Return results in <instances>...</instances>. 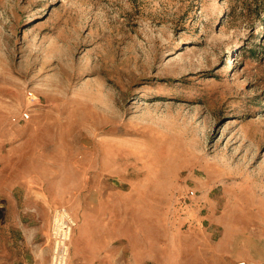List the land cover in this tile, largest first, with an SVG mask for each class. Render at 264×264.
Returning <instances> with one entry per match:
<instances>
[{"label":"rangeland","instance_id":"1","mask_svg":"<svg viewBox=\"0 0 264 264\" xmlns=\"http://www.w3.org/2000/svg\"><path fill=\"white\" fill-rule=\"evenodd\" d=\"M9 152L109 194L105 264H264V0H0Z\"/></svg>","mask_w":264,"mask_h":264},{"label":"crops","instance_id":"2","mask_svg":"<svg viewBox=\"0 0 264 264\" xmlns=\"http://www.w3.org/2000/svg\"><path fill=\"white\" fill-rule=\"evenodd\" d=\"M49 166L50 161L42 160L39 154H3L0 160V264H49L50 214L54 206L63 202L79 220L72 241V259L81 264H105L112 258L114 262L121 253L120 243H115L116 236L111 234L107 238L95 234L97 238L92 239L88 234L91 224H112V212L106 211L111 204L109 194L75 191L74 186L71 191L59 192ZM91 206L96 208L95 217L89 214Z\"/></svg>","mask_w":264,"mask_h":264},{"label":"built area","instance_id":"3","mask_svg":"<svg viewBox=\"0 0 264 264\" xmlns=\"http://www.w3.org/2000/svg\"><path fill=\"white\" fill-rule=\"evenodd\" d=\"M29 118L27 112H22L19 119L25 121ZM76 220L63 206L52 209V218L48 229L50 243L49 264H68L70 242L73 236Z\"/></svg>","mask_w":264,"mask_h":264},{"label":"bare ground","instance_id":"4","mask_svg":"<svg viewBox=\"0 0 264 264\" xmlns=\"http://www.w3.org/2000/svg\"><path fill=\"white\" fill-rule=\"evenodd\" d=\"M242 264H244V263H242Z\"/></svg>","mask_w":264,"mask_h":264}]
</instances>
